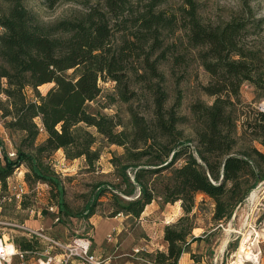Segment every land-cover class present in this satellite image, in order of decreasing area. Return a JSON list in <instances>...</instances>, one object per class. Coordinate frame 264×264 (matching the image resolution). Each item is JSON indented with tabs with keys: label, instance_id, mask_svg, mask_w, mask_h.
Listing matches in <instances>:
<instances>
[{
	"label": "trees",
	"instance_id": "1",
	"mask_svg": "<svg viewBox=\"0 0 264 264\" xmlns=\"http://www.w3.org/2000/svg\"><path fill=\"white\" fill-rule=\"evenodd\" d=\"M45 1L50 9L74 2L83 10L47 24L23 0H0V118L18 136L16 160L0 162L1 188L15 168L25 165L27 185L49 187V204L57 208L59 220L70 217L62 181L48 161L61 151L66 160L83 158L92 169L100 158L94 129L108 145L123 149L111 158L117 182L98 185L95 199L109 194V217L138 220L156 200L180 203L182 215L163 228L167 252L147 256L154 264H178L189 244L201 240L192 235L198 194L212 202V224L224 225L264 181V112L246 105L240 94L247 84L259 104L264 102V59L241 42L247 22L234 17L204 24L196 0H184L176 12L159 9L167 0ZM176 31L186 41L181 53L177 43H165ZM187 51L196 52L209 77L201 91L213 98L210 105L190 106V139L180 128L189 120L178 112L180 101L167 106L158 70L170 62L174 75L185 65ZM106 81L115 85L113 94L103 96L107 105L128 104L138 95L131 82L141 85L151 102L149 117L129 107L124 124L118 114L91 110L89 103L102 94L99 83ZM46 84L53 86L42 95L38 88ZM87 213L89 219L94 210L88 207ZM15 246L34 248L28 240Z\"/></svg>",
	"mask_w": 264,
	"mask_h": 264
},
{
	"label": "rangeland",
	"instance_id": "2",
	"mask_svg": "<svg viewBox=\"0 0 264 264\" xmlns=\"http://www.w3.org/2000/svg\"><path fill=\"white\" fill-rule=\"evenodd\" d=\"M93 1L91 2L93 3ZM195 2L197 4V14L204 24H223L234 17L246 21L248 32L244 33L241 42L245 46L244 48L259 52L260 57L264 59V0H196ZM23 5L41 23L47 24L57 23L59 20L72 19L83 10L79 3L74 2L58 3L51 9L47 7L45 0H23ZM183 6H185L184 0H167L159 9L176 12L178 8ZM253 23H258L259 26L254 27ZM171 42L179 45V53L183 52L182 44L186 41L181 32L176 31L173 35L165 38L166 44ZM186 54L185 65L181 68H176L174 75H172L170 70V62L160 64L158 70L165 79L163 86L168 94L167 106L169 107L176 101H180L178 112L180 116H184L189 120L186 126H181L180 128L184 131L186 137L190 139L192 138L190 106L196 102L210 105L213 98L208 97L201 91V86L203 87L208 83L209 77L202 67L199 66L198 59L195 57L196 52L187 51ZM99 85L102 89V94L96 101L89 103L91 110H98L100 113L109 116L118 114L124 124L128 123L129 107H132L145 117H149L151 102L148 97L145 98L142 95L144 91L141 89V85L131 82L130 88L136 90L138 95L129 101L128 104L116 101L110 105H107L103 96L113 94L115 85L111 81L100 82ZM52 86L53 84L43 85L38 88V91L44 95ZM240 94L246 105L260 107L257 93L253 87L247 84L243 85ZM27 95L32 96L30 90H27ZM261 104H264V102ZM239 130L240 128L238 127ZM90 131L96 137L94 148L99 150L100 153V158L92 169L86 167L83 158L73 161L66 160L63 154L61 156V151L58 154H56L57 152L53 154L48 161L51 168L62 181L64 202L71 216L62 217L55 222L56 217L48 211L51 197L49 187L44 184L27 185L24 181L27 168L22 165L18 170L14 169L13 174L7 179L5 189H2L0 184V235L9 236L14 245L15 243L19 244L22 240L32 241L20 228V226H25L33 229L42 228L49 236L61 242H69L75 237H86L91 241L90 236L93 233H91L92 226L86 218L88 214L87 208L90 207L94 210V217L109 218L110 195L104 194L99 199H95L96 187L117 182L111 165V158L112 154L120 156L123 153V149L108 145L94 129H90ZM0 140L4 141L3 143L7 150L10 148L15 149L18 141L17 135L10 134L3 127L1 118ZM39 140H42V137ZM3 163L4 160L1 164ZM21 181L26 183V189L23 195L17 197L10 187L19 184ZM195 200L198 208H196L194 224L199 229L195 233L201 232V235H204L209 230V225L212 224L210 217L213 205L207 197L201 194H198ZM157 204L158 208L142 220L140 218L139 220L131 219L120 214L123 218H127L125 221V226H128L127 229L132 230L137 224L143 223V225L152 226L157 232L161 221L167 220L170 222L167 224H171L182 215L180 203L173 204V209H164L166 206L161 205L159 200L153 202L154 206ZM236 209L227 224L221 225L222 227L219 230L207 236L203 245L197 246V248H228L222 257L221 264H232L234 262L235 252L245 235L249 236V240H247L245 245L247 247L251 246L254 252H259L260 242L264 238L261 237V234H264V181L252 190ZM161 210H164L163 216L161 215ZM32 244L35 249H40V246L35 241H32ZM134 255L132 250V256ZM197 258L196 260L200 264L201 261ZM212 259L210 257L204 263L216 264Z\"/></svg>",
	"mask_w": 264,
	"mask_h": 264
},
{
	"label": "crops",
	"instance_id": "3",
	"mask_svg": "<svg viewBox=\"0 0 264 264\" xmlns=\"http://www.w3.org/2000/svg\"><path fill=\"white\" fill-rule=\"evenodd\" d=\"M60 153L58 151L56 154ZM62 156V153H61ZM164 209L171 208L172 205H164ZM158 208L151 203L145 207L140 219L147 218ZM161 215H164V210H161ZM166 212V211H165ZM167 213H169L167 211ZM126 217L121 215L115 217H90L87 219L92 226L91 234V251L100 258H110L112 264H153L151 260L147 258L148 255L155 252H167L166 244L163 241V228L164 225L170 223L169 221H161L159 224V231L150 225L137 224L132 230H128V226H125ZM209 230L204 235L201 232L198 234L195 231L199 230L195 228L192 232L194 237H200V241H195L189 244L187 252L183 253L179 259L178 264H198L196 258L201 261L200 264H205L208 258L212 257L213 262L221 264L222 257L228 248H197L205 243L208 235H211L216 230L221 228V225H209ZM264 233V230H263ZM108 236L111 238L108 240ZM159 237V238H158ZM264 237V234H261ZM159 239V240H156ZM261 247L259 249V259L254 264H264V238L260 242ZM197 248V249H196ZM140 249L139 254L132 256V250ZM213 252V253H212ZM194 256V257H193ZM197 256V257H196ZM197 258V259H198ZM253 264V263H251Z\"/></svg>",
	"mask_w": 264,
	"mask_h": 264
},
{
	"label": "built area",
	"instance_id": "4",
	"mask_svg": "<svg viewBox=\"0 0 264 264\" xmlns=\"http://www.w3.org/2000/svg\"><path fill=\"white\" fill-rule=\"evenodd\" d=\"M259 106L258 109L264 112V104ZM3 142L0 140V161L3 162L4 157L12 161L16 160L15 150L5 149ZM25 184L21 181L10 188L19 197L24 194ZM48 211L54 214L55 222H57L59 220L57 208L49 205ZM20 228L40 246V249L20 250L15 247L9 236L0 235V264H112L110 258H100L91 251L89 238L75 237L69 242H61L49 236L42 228L33 229L25 226H20ZM110 238L111 236H108V240ZM133 252L139 254L141 250L134 249Z\"/></svg>",
	"mask_w": 264,
	"mask_h": 264
},
{
	"label": "bare ground",
	"instance_id": "5",
	"mask_svg": "<svg viewBox=\"0 0 264 264\" xmlns=\"http://www.w3.org/2000/svg\"><path fill=\"white\" fill-rule=\"evenodd\" d=\"M247 240H249V236L245 235L240 242L239 248L235 252L234 262L232 264L257 263L259 252H254L251 246L247 247L245 245Z\"/></svg>",
	"mask_w": 264,
	"mask_h": 264
}]
</instances>
